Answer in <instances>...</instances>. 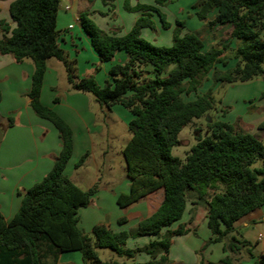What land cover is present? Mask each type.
I'll use <instances>...</instances> for the list:
<instances>
[{"label":"trees","instance_id":"trees-1","mask_svg":"<svg viewBox=\"0 0 264 264\" xmlns=\"http://www.w3.org/2000/svg\"><path fill=\"white\" fill-rule=\"evenodd\" d=\"M156 1L162 4L166 0ZM60 6V0H16L10 6L14 27L0 23V54L10 55L18 63L33 62L30 106L54 125L62 142L53 169L23 192L15 217L6 222L0 212V264H58L59 256L69 252H81L84 264H127L103 262L98 250L108 249L119 258L133 260L135 253L126 247L127 241L142 236L157 237L147 250L162 252L160 260L144 264H168L172 239L188 232L184 226L176 230L172 226L185 213L189 191H195L208 205L206 218L212 237L205 247L223 242L236 232L240 219L264 207V142L234 124L209 122L217 100L214 93L199 94V89L211 77L222 85L264 78V0H201L198 4L199 20L215 13L208 25L229 24L231 39L240 42L226 56L229 45L207 50L196 33H175L172 46H154L141 35L142 29L152 26L149 17L138 19L125 36H117L102 30L90 12L80 14V25L101 62L111 61L119 51L128 57L127 63L110 69L103 87L93 76L78 77L75 64L60 48ZM226 58L235 61L234 67L227 68ZM51 59L64 64L73 91L91 94L103 108L121 105L132 115L128 125L131 139L123 149L129 192L118 195L116 203L124 210L160 190L164 196L157 211L131 231L114 232L107 224L96 225L90 235L79 229V211L91 204L98 186L83 191L65 175L73 154V133L65 120L41 102ZM143 72L149 78H143ZM191 95L194 100H185ZM202 118L208 122L209 133L197 137L184 160L174 157L181 131ZM259 129H264V123ZM259 162L261 166L256 168ZM126 222L119 220L120 225ZM247 246L246 240L232 236L224 247L229 255L216 264H239L237 256ZM254 264H264V255Z\"/></svg>","mask_w":264,"mask_h":264},{"label":"crops","instance_id":"crops-1","mask_svg":"<svg viewBox=\"0 0 264 264\" xmlns=\"http://www.w3.org/2000/svg\"><path fill=\"white\" fill-rule=\"evenodd\" d=\"M14 1L16 0H0V23L4 21L12 24L10 6ZM143 2L150 4V0ZM74 3L76 0H65L60 6L57 16L59 46L65 52L68 60L75 64L78 77L93 76L97 84L103 87L109 80L110 69L113 66L127 63L128 57L124 52L119 51L111 61L101 62L98 53L91 45L89 36L80 25L79 16L84 12H99L107 17L105 9L99 0H78L76 12H73L72 8L70 11H65L64 7L67 4L73 7ZM144 7L149 6L144 5ZM91 17L97 24L98 18L93 15ZM137 17V15L128 16L120 9L113 10L114 24H106V27H109L107 29L102 22L99 27L109 34L125 36L135 25ZM190 17L198 20L199 27L185 29L183 33L198 34L207 50L219 45L220 48L229 45L230 48L226 51V56L232 54L230 49H236L240 45L239 41L231 39L229 24L212 27L208 25L215 19V13L210 14L205 21L199 20L196 12ZM70 26H72L71 29ZM12 27H14L13 24ZM144 36L147 38V35L142 34V37ZM161 36L162 32L159 30L158 37ZM156 40L161 41L159 38ZM163 41L167 45H172L173 38L167 36ZM226 59L227 68L234 67L235 61ZM219 68L226 69L222 66ZM34 69V64L30 59L18 63L10 55L0 54V134L2 137L0 141V212L6 222H10L18 213L23 192L46 177L53 169L55 160L62 150V142L57 129L51 122L37 116L30 106L31 100L28 95L32 88ZM213 84L214 87L219 86L216 92L218 89L225 90L223 97L222 94L215 95L217 97L215 119L234 124L264 142V129H259V126L264 123V78L236 86ZM233 92H237L240 98H243L242 102L255 101L256 99V103H250L249 113L246 111L243 115L239 112L236 114L235 108H229L232 103H237V101H232V99H236L235 97H228V94L231 95ZM93 98L89 93L72 90L67 80L66 68L62 62L56 59L48 61L41 102L65 120L72 130L74 148L72 157L66 166L65 175L73 183L76 171L83 167L95 152L99 150L103 157L107 155L105 146L101 144L100 140L115 141L121 132H125L126 126L132 119V115L127 117L126 113L120 112L119 105H115L111 109L101 106L99 109L95 108ZM57 99L58 101H56ZM223 110H226L225 114H223ZM113 112L120 114L119 118L112 117ZM78 159L80 160L76 162ZM82 159L84 162L80 167H77ZM122 169L124 170L123 178H125L126 169ZM111 170L112 167H110ZM122 180L124 183L121 187L116 186L110 190L106 188V183L102 188L99 185L91 204L79 211V229L82 233L90 235L98 224H107L114 232L131 231L139 222L157 211L163 200V190L149 195L127 209H120L116 203L117 196L129 192V181ZM94 186H96V182L87 190L78 187L83 191H88ZM186 200L185 213L182 219L172 226V230L184 226L188 232L172 239L168 264H216L229 255L224 251V247L232 236L249 243V246L244 247L237 256L239 264H254L261 255H264V207L240 219L235 224L236 232L223 242L210 244L203 252L206 242L212 237L207 226L208 205L199 200L195 191H189ZM88 209L90 211H87ZM122 218L127 221L124 225L119 224V220ZM200 225L202 226L200 227ZM242 227L247 229L243 235L237 230ZM156 240L158 238L153 236L130 238L126 247L133 251L135 256L133 260L127 261V264H144L160 260L162 252L151 253L147 250V247ZM124 261L125 259H123ZM58 264H84L82 253H63L59 256Z\"/></svg>","mask_w":264,"mask_h":264},{"label":"rangeland","instance_id":"rangeland-1","mask_svg":"<svg viewBox=\"0 0 264 264\" xmlns=\"http://www.w3.org/2000/svg\"><path fill=\"white\" fill-rule=\"evenodd\" d=\"M92 1V0H90ZM102 7L105 9V13L107 14V17H104L101 13H91V15L98 18L97 25L101 26L100 24L103 22V25L105 28L109 29V27H106V24L110 23V25L114 24V19L112 18L113 10L120 9L124 14L130 16H138V19L141 18H150L152 21L151 27H146L142 29L141 35H147V38L144 36V39H148L151 44H153L156 47H170L171 44L167 45L166 42L163 41L164 37L171 36L174 37V34L184 35L183 30L188 28L196 29L199 27V24L197 23L198 20L190 17L191 14H195L198 4L201 2V0H166L164 3L160 4L156 0H150V4H146L143 1L140 0H99ZM140 1V3H138ZM146 1V0H145ZM78 0H76V3L73 4L72 11L76 12L78 8ZM144 5L149 6V8H145ZM98 10V9H95ZM148 13L149 15L144 16L143 14ZM137 19V20H138ZM186 27V28H185ZM162 32V36H159V30ZM161 39L160 42H158L156 39ZM262 38L264 40V31L262 32ZM224 41V40H223ZM86 56V55H84ZM143 78H149V76L146 74V72H143ZM214 81L211 77V79L203 84V86L199 89V94H205L208 92L214 93V96H218L219 94H222V97L225 94V90L218 89L216 92V89L219 87H214ZM229 84H226L225 86H228ZM240 85V84H234V86ZM230 91V90H228ZM216 92V94H215ZM228 97H235L236 99H232V101H237V103H232L229 105V108L233 109L235 108V113L241 115L250 112V103H256L255 101H244L242 102L243 98H240V95L237 92H233L231 95L228 94ZM263 97V96H262ZM94 99V98H93ZM195 99V95H191L189 97H186L185 100L192 101ZM217 100V97H215ZM95 100V99H94ZM245 100V99H244ZM234 105L233 107H231ZM100 105L95 101V108L99 109ZM249 107V108H248ZM120 112L126 113L127 117H130V112L125 109L123 106L119 105ZM114 115L112 117L119 118L117 112H113ZM216 114L217 111L211 112L210 115L212 116L211 119H209V122H212V120H216ZM209 133L208 128V122L206 118L194 120L189 126L185 127L181 133L179 134V145H177L173 151L172 154L174 157H178L182 160L185 159L186 155L190 152L191 148L196 144L197 137L199 136H205ZM131 139V133L128 129V126L125 128V132H121L118 139H116L113 142H108L107 140L103 139L100 140L101 144L104 145L105 151H107V155L103 157L101 151L95 152L92 157L88 160V162L83 165V167L79 168L76 171V174L74 175V183L83 190L89 189L92 184H95L96 186L100 188L105 185L106 183L109 190L115 188L116 186L121 187V185L124 183L122 179H126L124 177V170L122 168L126 169L124 156H123V149L126 146L127 142ZM80 159H78L76 162H78ZM261 166V163L255 164V167L258 168ZM110 167H112V170L110 171ZM111 174V175H110ZM87 211H90L89 209ZM202 225H200L201 227ZM241 235L246 233V228H238L237 229ZM252 231V230H250ZM209 246V245H208ZM205 247V250L208 248ZM98 255L101 261L103 262H109L115 260H120L123 262V258H119L115 253L111 252L108 249H101L98 250ZM119 261V262H121ZM125 259V263H127ZM121 262V263H122Z\"/></svg>","mask_w":264,"mask_h":264},{"label":"built area","instance_id":"built-area-1","mask_svg":"<svg viewBox=\"0 0 264 264\" xmlns=\"http://www.w3.org/2000/svg\"><path fill=\"white\" fill-rule=\"evenodd\" d=\"M63 2H65V0H60V3L62 4ZM72 8V6L70 4H67L64 9L65 11H70ZM72 28V26H70V29Z\"/></svg>","mask_w":264,"mask_h":264},{"label":"water","instance_id":"water-1","mask_svg":"<svg viewBox=\"0 0 264 264\" xmlns=\"http://www.w3.org/2000/svg\"><path fill=\"white\" fill-rule=\"evenodd\" d=\"M2 137H1V134H0V141H1Z\"/></svg>","mask_w":264,"mask_h":264}]
</instances>
